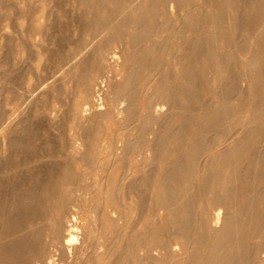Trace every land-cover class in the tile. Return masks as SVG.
Wrapping results in <instances>:
<instances>
[{
	"label": "rangeland",
	"instance_id": "obj_1",
	"mask_svg": "<svg viewBox=\"0 0 264 264\" xmlns=\"http://www.w3.org/2000/svg\"><path fill=\"white\" fill-rule=\"evenodd\" d=\"M210 1L213 2L188 0L190 4L185 5V8L174 16L167 12L151 17L150 10L161 6L158 0H0V259L3 247H8L17 239L15 235L11 236L10 232L4 233L3 224L9 218L12 223L17 215L26 216L35 208L39 212L43 210L38 214L40 217L36 215L35 219L32 218L34 220L28 219L31 222H26L20 233L28 234V231L31 232L30 227L33 231L43 229L44 235L42 234L41 238L44 239L39 240L46 248H49V244L45 245L48 241L45 231L52 227L63 211H75L78 216H82L81 222L87 228L82 231L85 237L81 240V252L87 264H114L115 261L117 264H189L190 251L196 248V245H187L183 238H175L171 234L169 238L162 236L153 240L149 228L160 227L162 219L171 214V209L160 207L157 179L167 170H173L172 176L180 177L178 171L181 170V163H177L178 152L183 151L187 145V141L175 143V139L169 143L167 138H173V135L176 138V134L183 131L187 133L193 129L191 121L181 122L177 118L179 115L196 117L204 105L216 104L210 97L200 94L196 96L203 87L201 73L197 70L192 72L190 77L194 78L193 81L182 78L183 70L193 68L192 63L201 56L197 53L195 55V52L191 55L193 37L186 42V34L179 35L187 12L206 13ZM223 15L227 21L231 13L225 11ZM142 19L150 22L151 35L143 34L145 24ZM167 23L169 27L163 31L162 28ZM121 38L125 45L120 41ZM150 40L161 46V50L156 52L161 62L158 72L156 69L151 71L150 67L140 65L131 56L134 50L147 48ZM165 45H169L173 50L170 51L169 47L164 50ZM105 48L122 51L126 58H121L118 65H108L105 56L109 50H104ZM183 50H188L189 59ZM97 58L101 60L100 66L98 64L100 71L96 67ZM245 58L244 55L236 53L237 64L232 69L239 70ZM103 63L104 71L101 69ZM164 69H167L170 77L167 81L170 80L169 83L174 84L175 91L183 95V100L176 99V106L158 122L147 123L145 104L149 99L158 100L154 91L160 78L162 79L160 74ZM97 71L98 77L102 79L96 77ZM101 71L105 77L100 74ZM212 72L213 69H206L204 74L211 75ZM94 77L98 79H93ZM111 82L113 86H110ZM95 84L99 85L97 87L106 86L105 89L109 92L105 101L107 105H104L101 111L105 114L99 116L95 114L92 106L94 101H102L103 95L99 93L100 95L97 94L96 98H93ZM209 84L213 86V80ZM118 87L125 91V106L135 104L131 105L133 108L130 107L129 115L123 112L120 118L112 115L121 106L117 105L121 99H116ZM221 88L216 86L218 92ZM242 89L247 92L246 85L242 86ZM126 101H129V104ZM227 101L230 106L237 105L236 96L228 97ZM85 107L88 110L84 109ZM94 115L95 117H92ZM261 120L264 122V117ZM238 131V128L231 130L230 139ZM153 132L157 134L156 138ZM216 133H208L210 150L198 158L196 165L200 167H194V172L187 178L183 193L185 197L197 198V220L208 225L211 224L215 208L212 194L204 192L200 196L196 195L198 180L195 174L197 169H204L205 172V163L221 148L231 147L233 143L222 138L213 144ZM138 136L139 138H136ZM164 139L166 142H163ZM129 143L134 151L124 152ZM258 143V152L264 155V134ZM151 146L158 151H151ZM164 146L166 151H170L169 155L162 151ZM84 154L89 156L87 160L83 159ZM73 155L74 162L77 163L73 162ZM67 156L72 157L68 159ZM66 163L72 165L75 173L73 168H70L71 165ZM169 163L174 164V167L171 165V168ZM64 165H68L72 172L70 182L67 181L68 178L62 177V171L66 167ZM212 167L222 169L220 163H215ZM142 175L149 177L148 183L138 187L136 192H130V181ZM194 182H197V185ZM137 183L140 186L139 182ZM259 189L264 194V187ZM141 197H144V201L139 203ZM236 200L238 202L239 198ZM112 212L118 219L114 224L109 222V214ZM261 230L258 237L254 235L255 237L249 239L251 248L246 258L243 253L240 254V250L235 252L238 254L234 257L237 264H244L248 258L251 264H264V220ZM133 232L145 236L142 240H131L129 235ZM207 232L198 230V248L200 252L204 251V255V245L211 239V234ZM18 235L20 236L19 232ZM21 236L19 238H22ZM167 242L169 245L165 246ZM175 242L177 246H174ZM127 244H134L135 255L130 253ZM57 257L63 259L61 254ZM195 263L199 264L200 261Z\"/></svg>",
	"mask_w": 264,
	"mask_h": 264
},
{
	"label": "bare ground",
	"instance_id": "obj_2",
	"mask_svg": "<svg viewBox=\"0 0 264 264\" xmlns=\"http://www.w3.org/2000/svg\"><path fill=\"white\" fill-rule=\"evenodd\" d=\"M158 2L161 4V6L158 9L155 8L150 10L151 17L155 16L156 14H160V13L165 14L167 12H170L171 15L174 16L179 11L183 10L185 8V5L188 6L190 4V3L188 4V0H158ZM248 2L246 0H213V2L210 1L207 4L208 7L207 10L208 12H206L207 14L202 11L199 13L188 11L187 15L183 18L182 25L180 28L181 31H179V35L186 34V42H188L190 38L192 37L194 38V41L191 42V50H192L191 55H193V52H195L194 53L195 55L197 53L199 56H201L199 60L192 63L194 64L193 68L191 69L185 68L183 70L182 78H186L188 81H193L194 78L190 77V74H192V72H194L195 70H197L199 74L201 73V80L203 87L199 93L197 94L195 93V94L196 96L200 94L204 97H210L213 100V102L216 104L209 103L207 105H204L202 108H200L199 115H197L196 117L192 118L186 115H179V118H177L181 122L191 121L193 125V129L192 131H188L187 133H185L186 131H183L181 132V134H176L178 135L176 136V138H174L175 135H173L174 136L173 138L172 137L167 138L169 143L171 141L174 142L175 139V143L176 141L179 142L187 141L186 143L187 145L183 151L178 152L177 163L179 161L181 163V166L179 167L181 170L178 171L180 172V174H178V176L180 175V177L172 176L173 170L170 169L172 171L169 172L167 170L166 173H163L162 176L157 179L158 180L157 189L159 191L158 196H159L160 207L171 209V214L164 218L162 217L163 222L161 223L160 227L151 226V228H149V233L152 236L153 240L154 238L159 239L158 237L162 238V236L164 238H169L171 234L175 238H183L187 245H196V248L190 251L189 259H188L189 264H194L197 261L198 262L200 261L199 264H237L236 258H234L235 255L237 254L235 252L237 250H240L239 251L240 254L243 253L242 254L243 257L246 258L247 254H249V249L251 248L249 239L252 238L254 235L258 237V235L262 231L261 230L262 221L264 220V215H263L264 194H262L259 188L264 187V155L258 152L257 148L259 144L258 143L259 139L264 134V122H262L261 120L264 117V0H249ZM225 11L231 13V16H229L227 21H225L223 15ZM142 23L145 24V27L143 29L144 32L143 34L149 35L151 33L149 27L150 22L148 21L146 22L142 19ZM170 25H172V23ZM167 27H169L168 23L166 26H164V28H162L163 31ZM114 37L117 36L115 35ZM120 41H122V38L120 39ZM149 42H151V40ZM125 44L126 43L123 42V45ZM157 46L158 45H156V43L151 42L147 46V48L136 51L134 50L133 53L130 54L133 57V59L140 65L148 66L150 67V70L151 69L157 70L161 66V62L157 57V55L159 54H156V52H159L161 50V46L158 47ZM104 47L105 46H103V48ZM168 47L165 45L163 49L164 50L168 49ZM106 49L109 50L106 51V56H105V59L107 58L106 60L107 62H109L107 63L108 65L109 64L118 65L121 62V58L122 59L126 58L124 57V55L126 54H124L122 51L120 52L111 51L108 48H105L104 50ZM170 49L171 48L169 47V50ZM79 50L81 49L79 48ZM171 50H173V48ZM100 51L98 52L99 54ZM181 52L182 51L180 49V53ZM183 52L186 53V57L189 59L190 54L188 50H183ZM103 53H101V55ZM160 53H164V52H160ZM236 53L242 54L246 57L243 65L240 66V69L237 71L232 69V67L237 64ZM71 59H69V61ZM97 59L98 61H96L95 59V62H98L96 65L98 70V64L101 60L99 61V58ZM93 64L95 65L96 63ZM179 64H181V62H179ZM103 65L104 63L102 64L101 69L104 71ZM108 67L110 68V66ZM206 69H213L211 75L204 74V71ZM98 71L96 75L99 73ZM103 71H101L100 74H102ZM110 71H108V73ZM93 75L91 77H93ZM160 75H162V79L160 78V82L157 84L156 90L154 91V95L158 97V100L153 101L148 98L149 100H147L145 104V108H146L145 117L147 123L149 121L153 123L155 121L158 122V120H161V118L165 117L169 113V110L173 109L176 106L177 101L183 98L182 94H178L175 91L174 84L171 83L173 85L172 86L169 83L170 80L167 81L170 78L167 69H164L162 71V74ZM98 76L99 75H97L96 77ZM96 77H94L93 79H95ZM103 77H105V74L103 75ZM85 78L83 79L84 83L86 81ZM161 80L163 81L161 82ZM212 80H213V86L209 84L210 81ZM114 85H116V83ZM217 85L222 87L219 92L216 90ZM244 85L247 86V92L244 91V89H242V86ZM97 86L99 85L95 84L93 88V93H94L93 98L95 99L96 95L100 93L103 95V100L98 101L97 103L96 101H94L92 108L96 112L95 114L99 116L105 114L101 111L103 110L102 109L103 106L107 105L105 104V101L108 99L109 92L105 89L106 86H100V87ZM110 86H113V83ZM120 88L118 87L117 89L118 92L116 94L117 97L119 95H122L123 97L122 98L116 97L118 101H120L121 99L120 101L121 104L120 103L117 104L118 101L116 102V104L121 106L118 109H116L114 113H112V115H114L117 118H120L121 117L120 115H122L123 112L126 115H129L130 107L131 105L134 104L133 103L130 106L129 105L125 106L124 96L126 94L125 91H121L122 88L121 89ZM130 91L131 90H129L128 93H130ZM91 92L89 91V93ZM131 93L133 95V92ZM154 95H152V97H154ZM234 96H236L237 105L230 106V104H228L227 98ZM84 109L88 110V108L86 107ZM92 117H95V115ZM236 128H238L239 130L238 133L235 134V136H231L230 139L231 130ZM210 132H217L215 134L216 136L212 141L213 144L214 143L216 144V141L222 138L224 139V141L231 140L233 143L231 147L224 146L223 148H221L220 151L215 153L213 157L205 163L204 166L208 168V169L206 168L205 172L204 169H202V167L201 169L203 171H200V169L199 171L198 169L197 171L195 170L197 173L195 175L197 176V180H198V185L196 184L197 182L196 183L194 182L197 185L196 195L200 196L201 193L209 192L212 194L213 197V198L211 197V199L215 208H214L211 224L208 225L201 222V220L199 219L197 220V215L195 212V209H197L196 208L197 198H195V196L185 197L183 196V193L186 187L185 184L187 183V178H189V175L191 176V173L194 172L193 170L195 169L194 167L198 165V164L196 165L198 158L202 154L210 150L209 148L210 141L208 140L207 137V135H209L208 133ZM150 134H152V131L150 132ZM153 134L154 137L157 135L154 132ZM136 138H139V136ZM153 138L149 137V139H153ZM163 142H166L165 139L163 140ZM146 144L144 146H146ZM165 144L166 143H164V145ZM167 145L165 146L167 147ZM154 146L151 147L153 148ZM165 146L164 148L162 147L163 149L162 151L164 152L167 150ZM68 149L70 148L68 147ZM149 149L147 148V150ZM125 150L134 151V148L131 147L129 143V145H127V147L124 149V152ZM150 150L155 151L157 149L153 148ZM164 152H162V154ZM166 152H167L166 155H169L170 151H166ZM171 153L173 152L171 151ZM70 157L72 156H69L68 159ZM83 157L84 160H87L89 156H86L84 154ZM72 158L74 162L75 156ZM65 161L66 158L65 160H63V163ZM68 161L69 160H67V162ZM88 162L86 161V163ZM215 163H220L222 169L220 170L213 169L214 167L212 166H214ZM68 165L67 166L64 165L66 167H64V170L62 171L63 176L62 175L61 176L64 179L68 178V180L67 179L66 180L70 182L69 180H71L70 177L72 176V172L70 168L72 167V165L70 164L71 165L70 168L68 167ZM171 165L169 163L170 167ZM179 165H175V166H179ZM88 166L90 167V164ZM169 166H167L168 169ZM172 166L174 167V164ZM198 167L200 166L198 165ZM62 168H63V164H62ZM152 169L153 168H151V170ZM73 170H74L73 173H75L74 168ZM147 177H148L147 175L144 176L142 175V177H137V178L132 177L134 179H132L130 181V184L128 185V189L130 190V192L133 191L136 192L138 187H142L146 185L148 183L147 179L149 178ZM74 179L75 178H73V180ZM61 180L63 181V179ZM137 182H139L140 186H138ZM189 186L190 185L188 184V187ZM237 197L239 198L238 202L236 200ZM139 200H140L139 203L143 202L144 197L139 198ZM178 204H180V206ZM30 211L31 213L29 212L30 214L28 213V215L26 216L17 215L16 217L13 218L14 221L12 223H10L11 221L9 222V219L11 218H9L8 220L6 218L7 221L6 223L3 224L4 233L10 232L11 236L13 234L16 236L17 239L12 244L10 243L11 245H9L8 247L6 248L3 247L2 249L3 252L1 251L3 255L0 259V264H85V263L87 264V262L84 261L85 256L81 252V240H83L85 237L82 231H85L87 228L81 222L82 216H78V213L75 211L72 212L63 211L59 216V219L53 222V224L51 225L52 227L49 230L45 231V237L48 238L47 239L48 241L47 242L45 241L46 242L45 245L47 243L49 244L48 246L49 248H46L44 244L42 245L43 242L40 243L39 240L44 235L43 234L44 231H42L43 229L42 230L38 229V231L37 230L33 231L32 227H30L31 232L28 231V234L23 233L22 235L20 233L25 223L31 222L28 219H32L34 216L38 215L43 210L39 212V210L37 211L35 210V208H33ZM30 215L31 217H28ZM117 220L118 219L116 218L114 212L109 214V222H111V224L118 222ZM130 224L131 226H133L132 223ZM35 226L36 225L34 224V228ZM198 230H205L206 232L208 231L207 233L211 234V239L209 240V242L208 241L206 242V244H208L207 247L205 242L204 243L202 242L203 244H205L204 246H205L206 255L203 254L204 251L201 250L200 252V248H198L199 247L198 240L200 238L198 236ZM18 232L20 236L22 235L21 236L22 238H19L20 236L18 235ZM143 236L145 235L143 234ZM143 236L133 232L132 234L129 235V238L131 240H142ZM41 239L43 240L44 237ZM133 245L130 246V244H127V246L130 248V253L132 255L134 254ZM166 245H169L168 242L167 244H165V246ZM177 245L178 244L175 242L174 246ZM136 249L137 248H135V250ZM201 249H203V247ZM136 251L138 252V249ZM59 254H61L64 260L59 259L57 257L59 256ZM143 255L146 256L145 254ZM114 264H117L116 261L114 262ZM244 264H251L249 258L246 259V262Z\"/></svg>",
	"mask_w": 264,
	"mask_h": 264
}]
</instances>
